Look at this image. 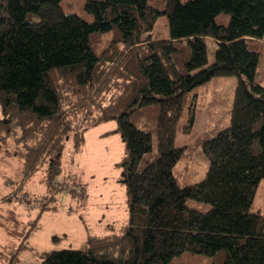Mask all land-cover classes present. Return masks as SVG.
<instances>
[{
	"label": "trees",
	"instance_id": "1",
	"mask_svg": "<svg viewBox=\"0 0 264 264\" xmlns=\"http://www.w3.org/2000/svg\"><path fill=\"white\" fill-rule=\"evenodd\" d=\"M61 2L0 0V148L22 168L24 200L41 172L57 198L67 141L77 155L88 130L116 121L128 219L117 231L88 234L82 248L44 251L38 264H173L186 254L264 264V214L253 209L264 180V0H86L92 21ZM160 15L170 35L154 40ZM102 37L110 44L100 52ZM208 40L217 44L211 63ZM217 76L237 77L230 124L200 141L207 173L181 187L178 124L187 109L183 128L192 131L194 91ZM1 248L0 264H20L27 247Z\"/></svg>",
	"mask_w": 264,
	"mask_h": 264
},
{
	"label": "rangeland",
	"instance_id": "2",
	"mask_svg": "<svg viewBox=\"0 0 264 264\" xmlns=\"http://www.w3.org/2000/svg\"><path fill=\"white\" fill-rule=\"evenodd\" d=\"M85 3L86 0L61 2L66 13H75L92 21L93 16L85 11ZM169 35L167 15H160L155 21L152 37L154 40H165L169 39ZM109 44L102 37L97 50L101 52ZM216 49L217 44L208 40L209 63L213 62ZM236 85V76H217L195 89L194 92L198 94L195 125L190 133L185 132L186 109L179 121L175 140L177 147L185 148L186 155L175 167V175L181 187L205 177L209 161L198 145L201 140L214 137L230 124ZM116 127V121H110L88 130L82 151L77 155L71 154L72 143L67 141L62 161L64 171L58 178L60 189H56L57 198L53 197L54 194L50 196L47 187L40 182L41 177L46 176L45 172H41L24 186L30 193L27 200H24L23 186L18 184L22 178V168L15 158L0 148V250L6 251L1 248L3 245H22L27 248L20 254L18 262L38 264L41 261L40 253L44 251L82 248L88 234L106 235L127 223L126 188L118 180L120 169L117 167L124 146L120 135L111 132ZM155 138L154 135V152ZM193 145L197 147L186 154V146ZM71 191L78 195L86 192L88 200H77L71 196ZM187 204L202 212L209 209L207 204L196 200H188ZM253 209L264 214V180L258 188ZM37 217H40L39 229L36 232L30 231V228L36 226ZM55 235L62 239L54 241ZM186 256L189 254L173 264L210 263L209 258L204 256Z\"/></svg>",
	"mask_w": 264,
	"mask_h": 264
}]
</instances>
